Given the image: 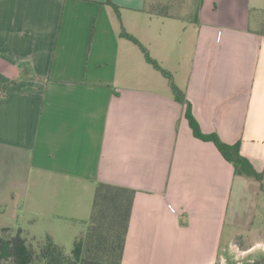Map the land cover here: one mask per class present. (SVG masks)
I'll return each mask as SVG.
<instances>
[{
    "label": "crops",
    "instance_id": "0c3cea01",
    "mask_svg": "<svg viewBox=\"0 0 264 264\" xmlns=\"http://www.w3.org/2000/svg\"><path fill=\"white\" fill-rule=\"evenodd\" d=\"M112 1L119 14L106 0H0V170L32 173L41 202L134 189L122 264H216L248 229L234 218L224 244L235 186L242 199L260 182L194 136L168 78L120 33L171 72L203 132L262 171L264 0H202L181 82L134 30L153 29L146 0Z\"/></svg>",
    "mask_w": 264,
    "mask_h": 264
},
{
    "label": "rangeland",
    "instance_id": "374dc122",
    "mask_svg": "<svg viewBox=\"0 0 264 264\" xmlns=\"http://www.w3.org/2000/svg\"><path fill=\"white\" fill-rule=\"evenodd\" d=\"M153 2L157 5L170 3L168 12L174 17H155L152 31L142 24L140 26L138 18V26L134 30L143 42L154 38L158 57L167 66H172L170 70H176V82H181L188 65L189 39L198 0H149V3ZM162 39L165 42H161ZM0 159L4 160L3 152H0ZM5 172L8 178L4 177ZM14 174L12 169L0 170V238L20 232L27 245L35 251H39L50 238L70 254L75 240L87 229L96 190L88 194L75 190L55 198L50 194L41 202L34 196L32 173L28 175L27 170L20 169L17 183L13 182ZM238 190L237 184L230 203L224 244L228 242L229 235H234L231 225L234 218L237 222H245L248 229L233 237L232 244L221 251L216 264H251L264 256V189L260 183L258 187L251 188L252 194L246 193L242 199Z\"/></svg>",
    "mask_w": 264,
    "mask_h": 264
},
{
    "label": "trees",
    "instance_id": "16d2710c",
    "mask_svg": "<svg viewBox=\"0 0 264 264\" xmlns=\"http://www.w3.org/2000/svg\"><path fill=\"white\" fill-rule=\"evenodd\" d=\"M202 2L198 0L197 13L193 17L195 21L198 20ZM106 3L119 14L117 4L112 0H106ZM146 9L156 16L174 17L168 12L170 3L157 5L146 0ZM120 35L135 43L144 53L146 61L168 78L174 99L186 106V118L194 136L213 142L223 157L232 163L236 175L256 180L264 189V170H256L252 162L240 153V143L229 144L217 133L203 132L192 113L190 101L174 82L171 72L153 59L147 47L123 27ZM135 193L134 189L128 187L98 183L87 229L75 240L70 254L50 238L39 251H35L17 232L0 238V264H122ZM251 264H264V256Z\"/></svg>",
    "mask_w": 264,
    "mask_h": 264
}]
</instances>
